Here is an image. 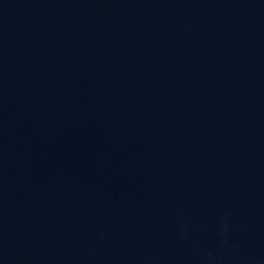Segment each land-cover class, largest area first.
Returning a JSON list of instances; mask_svg holds the SVG:
<instances>
[{"label": "water", "instance_id": "water-1", "mask_svg": "<svg viewBox=\"0 0 264 264\" xmlns=\"http://www.w3.org/2000/svg\"><path fill=\"white\" fill-rule=\"evenodd\" d=\"M0 264H264V0H0Z\"/></svg>", "mask_w": 264, "mask_h": 264}]
</instances>
